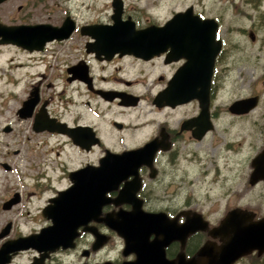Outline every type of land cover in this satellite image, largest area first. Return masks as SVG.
<instances>
[{"label":"flooded vegetation","instance_id":"obj_1","mask_svg":"<svg viewBox=\"0 0 264 264\" xmlns=\"http://www.w3.org/2000/svg\"><path fill=\"white\" fill-rule=\"evenodd\" d=\"M161 2L0 1V23L28 27L23 37L42 43L31 49L2 45L38 68L28 73L20 105L33 92L31 112L16 111L24 126L13 153L21 161L0 162V264H214L223 254L220 227L230 212L246 224L264 218V210L236 204L211 219V208L201 210L183 195L184 183L218 178L216 160L196 148L211 137L210 146L227 150L236 166L234 177L225 178L234 188L228 195L244 200L245 161L237 167L231 153L254 146L248 126L264 134V112H256L264 74L252 80L253 92L240 96L233 74L226 81L219 77L226 49L222 20L199 10L196 0L159 17ZM178 14L183 24L196 26V16L216 24L219 51L206 93L207 116L196 96L179 101L173 92L165 95L188 59L175 57L170 47L159 49L154 40L164 37L153 33ZM232 95L238 97L226 103ZM198 118L208 126L202 133ZM215 132L221 139H214ZM261 145L247 161L246 185L264 196V177L253 175L262 170L255 167L264 138ZM27 236L34 241L14 244ZM229 263L264 264V249L248 248Z\"/></svg>","mask_w":264,"mask_h":264},{"label":"rangeland","instance_id":"obj_2","mask_svg":"<svg viewBox=\"0 0 264 264\" xmlns=\"http://www.w3.org/2000/svg\"><path fill=\"white\" fill-rule=\"evenodd\" d=\"M185 1L188 0H162L157 9L158 16L164 17L166 14L169 16L173 9L182 8ZM196 3L199 10L216 14L222 20L220 37L225 42L226 49L220 60V81L228 80L233 74L239 95L250 94L257 88L252 80L259 74H264V0H196ZM250 35L254 36V39ZM29 59L13 47L0 46V162L21 161V154L13 153V150L19 147L20 131L24 126V123L18 120L16 111L26 95L24 84L31 77L28 73L38 68L35 62ZM14 80L18 82L13 83ZM221 90V87L218 88L217 95L221 94ZM235 97L238 96L232 95L226 103ZM76 99L79 100L77 97ZM256 112H264V93ZM7 125L12 129L5 133L3 128ZM248 134L253 136L254 146L231 153L236 159L237 167L245 161L241 171L242 189L247 191L244 200L228 195L234 188L226 184L225 178L234 177L236 166L228 160L227 150L212 148L211 137L196 143V148L200 146L209 158L216 160V164L220 166V173L217 179L198 181L194 186L182 184L183 195L186 201L190 196L191 204L201 210L210 213L208 208H211L212 213L209 215L211 219H217L236 204L264 210V196L256 195L255 193L259 191L246 185L251 171L247 161L259 152L264 134L259 129H252L249 126ZM213 136L214 139H221L216 132Z\"/></svg>","mask_w":264,"mask_h":264},{"label":"water","instance_id":"obj_3","mask_svg":"<svg viewBox=\"0 0 264 264\" xmlns=\"http://www.w3.org/2000/svg\"><path fill=\"white\" fill-rule=\"evenodd\" d=\"M181 18H183L182 14L176 15L170 21L171 25L165 29L160 28L158 29V32L153 33L156 37H164L160 41L154 40L155 44L161 46L159 49L170 47L171 52L175 55V57L183 56L188 59L186 63V67H188L183 70L179 69L175 73L174 77L169 82V87L167 88L168 90H165V95L173 92L177 98H179V101H186L196 96L202 108L201 114L207 116L206 109L208 99L206 93L208 92L215 57L219 51L218 42L214 40L216 24H211V19H200L196 16V26L195 23L189 24L188 22L187 25L180 23L179 20H181ZM27 29L28 27L24 26H8L0 23V45L11 43L29 49L41 47L42 43L37 44L36 42L23 37V35L27 33ZM251 38H253V36H251ZM144 43L145 42H143V44ZM206 45L208 46L205 47ZM31 94V96L22 102V106L18 109L17 113L22 114L23 112L29 114L31 112L35 101V99H33L35 98L33 97V92ZM246 102L247 99L238 101L234 104L241 105ZM249 105L250 103L246 104V107H249ZM199 118L196 119V121L199 120ZM200 123L201 122L199 120L198 125H200ZM201 125L202 130L200 133L205 131L208 127L206 123H201ZM139 151L140 150L134 151V153ZM263 158L264 150L257 157V166L255 169L260 168L264 171ZM262 170H255L253 172L256 179L264 177V172H262ZM231 215L232 212L227 215L228 217L220 227L224 230V236L226 239L220 247V252L223 251V254L220 257L217 256V260L214 259V264H230L229 261H233L236 257H238V255L243 254L248 248H255L259 251L264 249V218L258 222L246 224L243 219L241 221H237L235 215ZM26 241H34V239L32 236L22 237L15 240L14 244L18 247H25L28 245L25 243ZM202 253L203 250L201 251V255ZM226 253L229 254L223 257Z\"/></svg>","mask_w":264,"mask_h":264}]
</instances>
